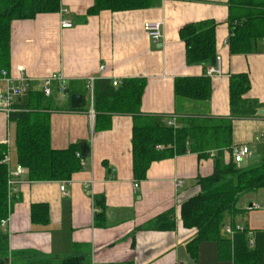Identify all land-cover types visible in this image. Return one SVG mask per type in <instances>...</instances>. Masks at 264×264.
<instances>
[{
    "label": "crops",
    "instance_id": "crops-1",
    "mask_svg": "<svg viewBox=\"0 0 264 264\" xmlns=\"http://www.w3.org/2000/svg\"><path fill=\"white\" fill-rule=\"evenodd\" d=\"M60 3L57 12L11 22L7 74L16 81L23 68L31 78L30 90L38 91L42 78L59 74L66 89L85 94L88 102L82 108L50 113V143L55 149H63L86 141L90 156L81 158L82 168L66 184V194L60 190L63 180L29 181L24 167L22 175L15 176L19 165L16 125L9 113L0 111V143L7 145L6 164L17 180L9 186L10 214L1 222L8 234L10 252L30 250L44 258L77 255L89 264H232L230 259H219L214 241L200 243L194 261L185 244L195 229L184 227L180 220L181 203L199 190L197 179L213 172L216 151L202 157L187 152L153 161L146 177L135 179L131 115L115 114L110 129L95 131L87 80L96 77L111 82L116 78L121 82L128 77H145L141 111L161 123L167 116L176 115L182 123L188 117L229 116V75L246 73L250 87L244 96L256 100L260 107L254 115L233 119L232 147L247 145L252 152L238 166L260 163L264 160V36L254 41L248 53H231L228 44L235 18L252 7L229 0H157L150 8L88 14L93 0ZM204 19L216 22V57L222 74L210 77V98L198 101L176 96L174 78L204 74L205 66L186 62L185 44L179 36L183 25ZM62 20L71 25L62 27ZM155 20L163 21V37L158 41L151 40L144 30L145 22ZM5 87L0 77V89ZM66 89L63 96L59 82L53 81L52 93L46 97H51L55 106L65 108L69 104ZM229 157L230 153L224 151L223 160ZM178 180H182L181 185ZM86 183L91 184L90 191ZM34 203L47 204L48 223L32 222ZM256 204L257 208H250ZM235 208V213L225 214L223 225L264 230V187L242 193ZM101 209L104 216L96 221L95 213ZM168 211L175 218L174 229L149 226Z\"/></svg>",
    "mask_w": 264,
    "mask_h": 264
},
{
    "label": "trees",
    "instance_id": "trees-1",
    "mask_svg": "<svg viewBox=\"0 0 264 264\" xmlns=\"http://www.w3.org/2000/svg\"><path fill=\"white\" fill-rule=\"evenodd\" d=\"M157 0H93L88 14L101 10L122 11L150 8ZM232 3L250 6V10L232 26L229 37L231 53H248L254 41L264 36V0H229ZM60 0H0V77L10 67V28L16 19H32L38 13L59 11ZM233 20V19H232ZM216 22L204 19L183 25L179 36L185 44V59L188 64L205 66L216 61ZM145 77H128L113 86L107 79L93 83L94 130L110 129L112 116L129 114L132 118V172L135 179H144L153 161L170 158L187 152L206 156L216 151L213 172L199 177V190L180 205V220L186 228L195 229L185 248L196 261L198 247L204 241L217 244L220 260L230 259L232 264H264V230L254 231L253 245L249 244L246 231H236L224 236L223 219L226 213L236 212V203L242 193L264 187V160L249 166H238L231 157L232 121L234 118L256 114L259 103L244 95L250 87L246 73L229 75V106L227 117H188L178 128L161 123L152 115L141 111V100L146 87ZM68 95L73 89H66ZM212 91L211 79L204 72L200 76L174 78V93L178 97L205 101ZM9 119L15 122V147L17 162L27 170L29 181L70 180L82 168L79 146L71 143L66 148L55 149L50 143V113L57 110H73L68 103L65 108L55 106L51 97L42 91L29 90L23 101L13 104ZM82 108V107H80ZM228 151V161L223 152ZM7 145L0 143V264H89L82 256L44 258L37 252L21 250L10 252L8 234L1 222L10 214L12 199L9 193V170L3 161ZM94 201L97 199L94 197ZM99 202V201H98ZM168 211L159 215L149 226L158 230L174 229L175 218ZM104 210L95 213V220L103 218ZM34 223H48L46 203L31 206ZM107 264H131L113 262Z\"/></svg>",
    "mask_w": 264,
    "mask_h": 264
},
{
    "label": "built area",
    "instance_id": "built-area-1",
    "mask_svg": "<svg viewBox=\"0 0 264 264\" xmlns=\"http://www.w3.org/2000/svg\"><path fill=\"white\" fill-rule=\"evenodd\" d=\"M71 25V23L69 21L66 20H62L61 21V26L62 27H69ZM144 30L146 31V33L148 34V36L150 37L151 40L153 41H158L163 37V21L162 20H155V21H147L144 23ZM103 65L100 66V69H103ZM19 75L17 77V82L14 81L13 78L9 77L6 71H2L1 77L2 79L6 82V87L1 90L0 89V111L1 112H5V113H9L10 111L14 110L13 104H15L16 99L25 95L31 88V78H29L24 69L20 68L19 69ZM205 74L209 77H214V76H218L222 74V70H221V66H220V59L217 56L216 57V61L214 64L208 65L205 68ZM96 77H90L87 80V90H88V100H89V113L90 115L94 114V110L92 107V102H93V83L96 80ZM53 81H58L59 82V87L61 90L62 95H66V93H64L66 86L65 84L62 82V77L59 74H52L50 76H46L44 78H42L41 80V84H40V90L43 92V94L45 96H49L52 93V82ZM120 83V81L118 79H112L111 80V84L113 86H117ZM166 125L171 126L173 128H178L180 126V121L178 119V117L176 115H169L166 117L165 120ZM211 154L213 155L214 152H211ZM78 156H80L79 153H77ZM252 155V152L250 150V148L247 145H239V146H233L231 148V157L233 159V161L237 164L240 165V163L249 158ZM3 161L5 163L8 162V156L7 154H5ZM23 173V167L21 165H18L14 175L15 176H21ZM17 180H15L14 178H12L11 176V172H9V179H8V184L9 186L16 182ZM69 182V180H63L62 183L60 184V190L66 194L67 190H66V184ZM178 185L182 184V180H178L177 181ZM90 185L91 184H85V188L87 190L90 191ZM135 186H137V184L135 183ZM259 205H252L250 206V208L255 207L257 208ZM4 222V221H2ZM236 231L242 232V231H246L248 236H249V244L250 246L253 245V238L252 235L254 233V231L252 230H246L243 227H239V226H231V225H227L224 227V232L230 236V238L234 235V233Z\"/></svg>",
    "mask_w": 264,
    "mask_h": 264
},
{
    "label": "water",
    "instance_id": "water-1",
    "mask_svg": "<svg viewBox=\"0 0 264 264\" xmlns=\"http://www.w3.org/2000/svg\"><path fill=\"white\" fill-rule=\"evenodd\" d=\"M69 104L72 108H80L86 104V96L83 93H71L69 95ZM259 110L258 112H261ZM264 111V110H263ZM79 154L82 159L90 156V148L86 141H79Z\"/></svg>",
    "mask_w": 264,
    "mask_h": 264
},
{
    "label": "rangeland",
    "instance_id": "rangeland-1",
    "mask_svg": "<svg viewBox=\"0 0 264 264\" xmlns=\"http://www.w3.org/2000/svg\"><path fill=\"white\" fill-rule=\"evenodd\" d=\"M86 102H88V101H86ZM87 104V103H86ZM243 163V162H242Z\"/></svg>",
    "mask_w": 264,
    "mask_h": 264
}]
</instances>
